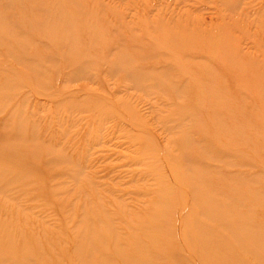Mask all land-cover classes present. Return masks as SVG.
Returning <instances> with one entry per match:
<instances>
[{
	"label": "rangeland",
	"instance_id": "1",
	"mask_svg": "<svg viewBox=\"0 0 264 264\" xmlns=\"http://www.w3.org/2000/svg\"><path fill=\"white\" fill-rule=\"evenodd\" d=\"M78 1L83 0H66V3L58 4H54L52 0H26L27 5L32 7L38 5L36 8H40L32 16L37 19H46L53 15L62 17L65 10H71L75 4L73 17L78 20L76 28L63 29L61 25L44 27L39 42L45 46L40 45L41 47L33 46L34 41H38L36 35L32 38L33 41L25 42L20 32L11 34V37L3 42L1 60L5 59H2L5 52L12 51V46L8 48L7 45L14 42L13 45L16 44L19 48L12 52L14 54L26 43L32 46L31 50L28 48V54L51 53V49L62 48L60 45L63 44L65 46L63 51L77 48L88 52L90 58L94 60L109 57L112 62L114 58L116 59L114 65L125 62L121 57L125 55L122 52H126L127 57L134 58L141 67L161 62L174 65L177 61L188 66L191 64L195 69L192 74L196 76L190 78L189 74L186 75L187 83L184 85L186 88L189 82H194V91L204 93L203 97L207 100H218L223 104L228 102L223 93H229L231 105L230 108L221 107L218 110L211 109L209 105L201 106L200 116L204 119L216 117L222 119L224 123L217 127L206 123L187 124L192 134L184 137L185 133L174 129L176 124L167 120L175 112V108L169 104L170 100L159 95L162 92L156 89H143L134 81L125 78L122 71L116 74L107 73L110 64L95 69L101 84L88 82V85L96 91L93 94L97 100L82 101L87 102L86 106L89 107V104L91 106L86 107L83 113L76 109L70 112L52 109L47 97L40 98L41 104L46 106L36 117L41 120L37 122L40 126L32 135L40 138L43 145L38 147L26 143L23 145L34 153L40 151L49 153L48 155L59 154L64 158H70L61 163L46 161L38 166L35 163L31 168L39 169L43 181L49 179L48 189L56 193L51 197V201L63 205L62 209H66L69 203L74 206L66 209L67 216L70 214L72 220L70 231H76L78 221L85 222L80 214L82 210L88 209L92 212L101 210L104 216L112 220L109 226L112 229L123 231L127 227L126 221L131 220V217L136 220L131 229L141 234L139 241L115 240L111 242L115 248L128 251L137 243L141 246L151 243L156 248L168 243L170 240L168 236L158 238L151 232L149 219L155 213V209L149 208V205L158 197L167 195L175 200L182 199V186L173 180L171 173L173 171L186 173L185 170L191 171L195 168L200 169L195 181L204 195L197 197L196 200L198 204L203 202L213 204L212 211L202 212L196 208L199 210V223H207L215 213V221L222 222L228 220L230 216L234 219L248 216L246 221H251L252 217L256 218L251 221L253 225L263 224L264 177L260 174L264 173V16L258 12L252 14L250 9L252 5L263 6L264 0H85L81 6L76 4ZM97 1L105 2V5L102 3L101 7ZM168 6L170 9L179 6L178 17L175 16L174 19L165 13ZM41 8L53 11L48 15ZM54 11L56 12L52 15ZM160 18L172 21L174 25L172 24V28L169 29L154 22ZM185 30L189 33H192L189 30L197 31L201 37L199 35L191 40L186 38L187 41L183 44L173 41L170 43V39L185 36ZM43 34L51 36L56 41L48 37L42 38ZM202 37H208L210 41L205 39L200 43ZM145 54L155 55L156 58L148 59ZM196 55L205 58L211 55V59L202 57L193 59ZM57 63L62 64L63 61ZM12 66L22 74L29 73V70L19 63H13ZM45 67L51 73L54 72L53 63H48ZM70 71L65 69L61 73L66 75ZM204 72L210 74L205 75ZM51 78L52 75L27 79V84L20 90V94H26L28 98L33 97V94L37 96H41V93L49 94L54 89L43 90L39 87L48 83L47 87L52 88ZM66 85L71 89L79 87L75 82ZM22 110V116L30 122H36L33 118L36 108L26 106ZM240 112L244 115L239 117ZM68 118L83 121L80 124L68 123ZM56 119L59 123L55 122ZM20 122L17 120V124ZM192 137L194 141L196 139L199 141V137L202 140L198 145L191 144ZM179 142L184 143V148ZM183 152L188 154L199 152L202 154L201 160L182 161ZM164 153H169L173 160H179L178 165L166 160ZM50 159L52 158H47ZM247 178L250 180L245 181ZM159 180L166 186H174L176 190L174 194L170 189L161 190ZM33 181L32 179L29 183ZM35 182L38 180L35 179ZM24 187V190H29L28 186ZM184 190L185 196L191 201L193 193L187 192L186 188ZM6 191L7 194L0 193V206H7L10 201L11 203L15 201L12 203L14 207L11 208L15 210L17 217L20 216V210L27 207L26 197L11 193L12 188L11 191L10 189ZM218 204L230 208L221 209ZM182 206L177 201L175 209L169 215L176 221L170 228L176 236L182 233L183 228H194L198 225L196 219H188L180 225L177 224L180 213H191L190 204ZM40 210V208L35 210L33 215L26 211L24 215L33 218L32 224L35 225L37 233L47 231L58 238L57 234L64 226L63 223H59L62 214L52 211L40 216ZM99 223L98 221L97 224ZM122 235L127 237L128 234L123 231ZM225 236L224 241L228 244L240 240L237 234L226 233ZM41 241L44 249L75 247L73 243L70 242V246L62 239L54 246L45 238ZM87 244L88 247L86 242L80 243L78 247L87 248L90 256L96 251L98 255L93 256L96 259L104 260L101 256L109 252L108 244L101 245L98 239ZM176 246L181 250L185 260L179 264H212L206 259L211 249L201 247L195 241L185 244L179 241ZM242 255L249 257L247 252ZM169 258L166 254L156 255L152 262L169 261ZM248 259L249 264H264V260L257 257ZM110 261L107 262L119 264L115 262L116 260ZM228 261L229 259L225 260ZM58 262L81 264L74 257H57L48 264Z\"/></svg>",
	"mask_w": 264,
	"mask_h": 264
},
{
	"label": "bare ground",
	"instance_id": "2",
	"mask_svg": "<svg viewBox=\"0 0 264 264\" xmlns=\"http://www.w3.org/2000/svg\"><path fill=\"white\" fill-rule=\"evenodd\" d=\"M52 1L54 4H58V2L66 3V0ZM83 2L85 3V0L82 2L78 1L76 4H80L81 6V3ZM96 3H98L99 6H101L102 3L105 5V2L97 1ZM74 5L75 4L71 7V10H65V15L62 17H57V15L54 16L53 14L56 12L54 11L52 13L53 16L50 18L37 19L32 16L36 14V10L39 11L38 9L40 8H36L38 5H35L36 7L29 6L26 4V0H0V40L2 45L0 47V52L4 40H8L11 37V34L16 32H20L23 36L22 39L25 42L32 40L36 35L35 37L38 38V41H34L35 44L33 46L41 47L45 46L41 45V42H39V36L41 32L44 31V27L50 25H55V27H57L61 25L63 29H75L78 20L73 17L75 15V12H73L75 9ZM241 7L242 5L240 6V9ZM251 7L250 13L257 14L258 12L259 15L264 16V5L261 7H255L252 5ZM97 8L101 11L100 7L97 6ZM41 10L47 12L48 15L53 11L46 8H41ZM166 10L165 13L174 19L175 16L178 17L177 15L180 14L179 6H174L172 9L168 6ZM166 20L160 18L158 20L155 19L154 22L159 23L164 28H172L173 22H168ZM187 31L188 30H185V36L170 39V43L173 41L174 43L183 44L188 39L191 40L200 35L196 33L197 31L189 30L192 33ZM44 37L56 41V39L51 36H42V38ZM186 38L187 40H185ZM205 39L210 41L208 37H202L200 43L201 41H205ZM13 43L14 42H10V45H7L8 48L12 46V51L8 50V52L4 53L2 59H5L1 60L0 58V193L7 194L6 190L10 189L11 191L12 188L11 193L26 197L27 207L20 210V216L17 217L15 210L11 208V206L14 207V204L12 203L15 201H12V203L10 201L7 206H0V264H48L53 259H57V257H74L77 258L81 264H101L110 261L111 259L112 261L116 260L115 262H118L119 264H179L180 261L184 260L180 252L181 250L176 246L179 241L183 242V244L195 241L201 247L211 249L212 251H210L211 253L206 259L211 261L212 264H249L248 258L252 259V257L264 260V223L253 225L251 221L256 218L252 217L251 221H246L248 216H245L243 219H234L230 216L228 220L225 219L220 222L214 220L215 213L213 212L214 215H212V218L208 219L207 223H199L198 209H201L202 212L208 210L212 211L211 207H213V204H206L204 202L198 204L196 200L197 197L203 195L198 182L195 181V178L200 171V169L197 168L191 171L185 170L186 173L184 171L178 172L172 170L173 172L171 174L173 176L171 177L176 183L182 186V199L178 198L175 200L167 195L165 197H158L155 202H152L149 205V208L153 207V209H155V213L151 215L149 219L151 222V232L158 238L163 236H168L170 238L168 243H164L158 248L151 243H146V246H141V244L137 243L134 248L132 247V249L128 251L119 249L118 247L115 248L114 245H111V242H114L115 240H133L134 242L138 239L137 241H139L141 234L131 229V225H133L136 220L131 217V220L125 222L127 227L124 228L123 231L128 235L127 237H124L122 235V230H116L109 227L112 220L104 216L101 210L99 212H92V210L88 209L82 210L80 214L82 220H85V222L78 221L75 228L76 231H70L69 226L72 224V220L70 219V214L67 216L68 212H66V209L69 207L73 208L74 206L69 203L66 209H62L64 208L63 205L51 201V197L56 193H52L53 190L49 191L47 183L49 179L43 181V179L40 178L42 173L39 169H31L35 163L37 164L36 166L41 165V163H45L46 161L61 163L70 160V158H64L59 154L48 155L49 153H41L40 151L34 153V151L23 145L24 143L32 145V147L43 145V141L40 138L32 135L40 126L37 122L41 120L36 117L46 106L41 104L39 100L40 98L47 97L50 100L49 103H51L50 107H52V109H64L66 112L76 109L83 113L88 106H86L87 102L82 101L97 100V97L93 94L95 90L88 85V82L97 85L101 84V81H99L100 79L98 78L99 74L96 73L95 69L103 68L110 64L109 68L106 70L107 73L116 74L122 71L125 78L134 81L138 86L143 87V89H156L157 91L162 92L159 95H162V97H164L163 99L170 100L171 102H169V104L175 108V112H173L167 120L173 121L176 124L174 129L179 131L182 130L185 133V135L183 134L184 137H189L192 134V131L191 128L187 127V124L192 123L194 125L197 123H206L211 124L212 127H217L224 123L222 119H217L216 117L204 119L200 116V108L203 105H209L210 108H214V110L221 109V107L222 109L224 107L230 108L229 93H223V97L228 101L226 104H223L218 100H207L203 97L204 93H200L196 90L194 91V82H189V85L186 88L184 86L187 83L186 75L189 74L190 78L194 75L192 72L195 69L191 64L188 66L185 63L176 61L174 63L175 66L161 62L158 64H147L144 67H141L134 58H129V56H126V52H122L125 55H121V57L125 62H119L121 65H114V63H116V59L114 60V58L112 62H110L111 59L109 57L102 60H94L90 58L88 52L80 51L77 48L63 51V48H65L63 44L60 45L62 48H57L55 50L50 47L49 49H51V53L35 52L28 54V51L31 50L32 46L29 43L24 45L23 42L22 46H24L14 54L12 52L19 48L16 47V44L13 45ZM29 47L30 49L28 50ZM237 53L242 57L239 51ZM197 55L193 56V59H197V57L198 59H201L202 56ZM145 56L149 57L148 59L156 58L155 55L153 56L151 54H145ZM207 56L206 58H202L211 59V55H209V57ZM58 61H63V63L58 64ZM13 63H19L21 66L26 67L27 70H29V73L22 74L21 71H18L16 67L12 66ZM48 63H53L55 73L53 71V73H51L50 70L45 67ZM65 69L71 71L66 75H62L61 72ZM204 74L209 75L210 72H204ZM51 75V79L53 80L52 88L47 87V85H49L48 83H44L39 87L43 90L54 89L49 94L48 92L41 93V96L33 94V97L31 98H28L26 94H20V90L25 88L27 84V79H39L41 76L49 77ZM54 80L59 83H56ZM74 82L78 83L79 87H76L75 89H71L70 86L67 87L66 84ZM26 106L36 108L35 114L33 115L36 122H30L26 117L21 115V112L23 111L22 109ZM90 107L89 104L88 108ZM240 115H244L243 112L238 114L239 117ZM17 120L21 121L20 124H17ZM82 121L83 119L81 121H76L71 118H68L67 120L68 123L72 122L75 124H80ZM55 122L59 123L57 119ZM201 140L200 137L199 141L198 139L194 141L193 138L190 143L198 145ZM20 142L21 144L19 145ZM179 143L181 147H183L184 143ZM164 156L166 160L172 162L176 166L178 165L179 160H173L169 153H164ZM201 156L202 154L199 152H190L189 154L188 152H183L182 161L190 162L196 159L201 160ZM49 157L52 159L47 160ZM25 159H29L33 162ZM181 174H186V176H180ZM263 175L264 173L262 172L260 176L264 177ZM32 179L34 181L36 179L38 182L34 183L33 181L32 183H29ZM248 180L250 179L247 178L245 181ZM158 183L161 190L170 189L173 194L176 191L174 186H166L162 180H159ZM24 186H28L29 190H24ZM184 188L187 189V192L189 191L193 193L191 201L185 196ZM177 201L178 204L183 206L190 204L191 208L190 214H188V212L186 214L183 212L180 213L177 219V224L180 225L181 222L184 223L188 219H196L198 222L197 227L183 228L182 233H179L178 236H176V233L170 231V228L176 224V221L169 216L175 209ZM95 202L97 203V201ZM218 205L221 209L227 210L230 208L223 204ZM38 208L41 209L40 216L52 211L62 214L59 223H63L64 226L59 230L60 233L57 234L59 235L58 238L54 236V234H49L47 231L46 233H37L34 227L35 225L32 224L33 218L30 217V215H28V217L24 215L26 211L28 214H34V211ZM196 208L198 209L196 210ZM47 218L49 217L47 216ZM98 221L100 222L99 224H97ZM219 223L222 225H218ZM130 229L132 230V233H130ZM226 233L237 234L240 236V240L228 244L224 241ZM44 238L50 241L52 246L58 244L59 240L62 239L64 242H68L70 246L71 243H73L75 247L72 246L67 249L56 248L55 250L50 248L44 249L41 241V239ZM95 239H98L101 245L108 244L109 252H107L106 255L103 254L101 256L104 260H99L93 257L98 255L96 251L90 256L87 248H82L81 246L80 248L78 247L80 243L84 244V242H86V246L88 247L87 243L90 244ZM244 252L249 254L248 258L242 255ZM162 254L168 255L170 257L168 259L169 261L163 260L160 263L152 262L153 257L155 258L156 255ZM112 256L113 258H111ZM226 259H229V261L225 262ZM58 264L62 263L58 262ZM105 264H109V262Z\"/></svg>",
	"mask_w": 264,
	"mask_h": 264
}]
</instances>
